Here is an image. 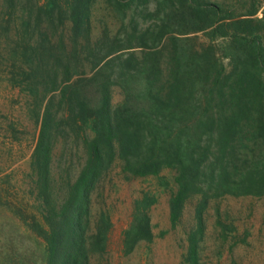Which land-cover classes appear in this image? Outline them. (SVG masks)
<instances>
[{
  "label": "trees",
  "instance_id": "trees-1",
  "mask_svg": "<svg viewBox=\"0 0 264 264\" xmlns=\"http://www.w3.org/2000/svg\"><path fill=\"white\" fill-rule=\"evenodd\" d=\"M90 2L40 8L46 19L37 24L30 55H24L41 109L30 157L38 206L24 223L43 239V264H90L93 254L106 251L111 227L104 213L92 218L91 196L114 163L134 177L174 168L172 223L188 196L204 197L198 226L188 236L186 261L197 264L200 208L208 196L203 178H210L214 196L264 191V8L260 17L235 18L217 3L157 0V9L164 10L158 23H135L123 41L91 36ZM64 15L68 24L57 36ZM174 25L211 27L208 34L225 38L222 55L229 69L212 46L201 52ZM139 47V53L130 50ZM115 86L123 96L118 104L112 101ZM58 144L65 167L56 176ZM145 199L136 200L124 233L126 253L152 237L144 209L151 202Z\"/></svg>",
  "mask_w": 264,
  "mask_h": 264
},
{
  "label": "rangeland",
  "instance_id": "rangeland-1",
  "mask_svg": "<svg viewBox=\"0 0 264 264\" xmlns=\"http://www.w3.org/2000/svg\"><path fill=\"white\" fill-rule=\"evenodd\" d=\"M69 1L0 0V264L44 263L43 239L32 232L23 219L30 220L28 214L37 211L38 206L30 182V157L41 121L39 96L31 92L32 84L29 83L34 81L30 80L25 56L31 53L28 46L38 39L37 24L46 19L40 15V8L52 3L57 8L55 11L59 6L65 10ZM200 2L217 3L229 9L235 18L260 17L264 8V0ZM157 8V0H149L144 5L137 0H122L119 4L115 0H91V36L97 39L108 34L125 41L132 34L135 23L140 27L158 23L164 10ZM157 10L159 16H156ZM68 19L64 15L57 21L65 25L61 24L57 36L65 32ZM194 25L175 27L186 32L183 36L201 52L212 46L216 56L229 69L228 58L222 55L226 39L208 34L211 27L194 31ZM140 49L130 48L136 53ZM122 98L119 87L115 86L113 103H120ZM61 149L60 144L55 149L53 172L56 176L65 167ZM176 175V169L164 168L157 175L134 177L124 173L118 161L114 163L91 196L92 218L104 213L111 227L107 232L106 251L93 254L90 264H188V236L198 226L196 215L204 197L202 193L188 196L172 223L170 200L178 190ZM202 181L208 196L204 207L200 208L197 264H264V191L260 195L226 193L214 196L215 190L209 186L210 178L204 177ZM144 197L146 203L151 202L144 209L152 237L138 240L126 253L124 233L132 220L136 200Z\"/></svg>",
  "mask_w": 264,
  "mask_h": 264
}]
</instances>
